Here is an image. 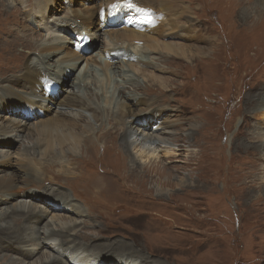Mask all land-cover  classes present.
<instances>
[{"label": "rangeland", "instance_id": "rangeland-1", "mask_svg": "<svg viewBox=\"0 0 264 264\" xmlns=\"http://www.w3.org/2000/svg\"><path fill=\"white\" fill-rule=\"evenodd\" d=\"M178 1L180 5L189 4L194 14L188 18L191 24L182 23L185 22L183 18L177 23L194 30L201 26L203 33L200 35L211 41L210 51L205 58L190 63L172 57L160 63L156 61L159 54L149 55L153 64L167 70L155 72L162 81L171 82L167 89L132 75L139 84L138 92L154 93L150 96L155 97L154 107L168 106L164 119L172 126L157 133L168 141V148L157 143L153 150L146 151L157 159L151 156L140 158L138 147L121 146V138L117 135L115 140L103 136L96 140L91 136L83 142L80 157L62 160L53 157L56 162L46 156L40 158L39 149L35 147L36 134L29 130L51 114L34 120L33 112L14 109L16 102L1 100L0 124L18 120L26 122L27 129L0 139V143L3 142L0 153L8 154L10 158V165L0 163V178L11 175L13 184L18 185L14 191L0 193V201L6 200V203H0V209L19 202L34 203L44 209L48 206L45 200L58 198L63 204L66 195L88 217H71L77 222L87 221L77 228L76 235L69 237L80 244L93 238L98 245L114 241L128 244L134 250V258L137 250L156 264H264V134L260 133V127L264 126V112H253L256 105L261 101L264 103L263 94L260 99L255 95L259 94L255 87L264 85V24L258 27L255 23L253 26L259 28L258 40L246 38L240 34L241 23L239 25L234 11L235 2H239L235 7L239 10L247 5L244 1ZM38 2L4 0L0 4V77L24 65L25 54L18 53L15 45H11L15 39L23 36L19 47L31 45L34 49L37 42L60 33L54 31L52 34L48 27L53 19L64 16V9L69 7L67 3L52 0L41 9L39 5L35 8ZM99 4V0H74L68 9L77 5L95 8ZM39 11L46 13L42 16ZM102 35L99 32L88 37V45L94 42L92 56H104L108 49L107 40ZM67 38L74 39L71 34ZM37 57L36 51L29 59ZM78 71L70 75V80ZM93 76L101 80L96 70ZM106 87L104 83V90ZM59 88L62 87L54 83L50 85L52 90ZM98 88L99 84L95 83V89ZM69 90L66 87L62 93ZM46 104L53 112L60 111L49 102ZM37 114L41 116L42 112ZM135 128L139 132L145 127L138 124ZM128 141H134V137ZM169 149L171 155L163 156ZM69 162L72 165L67 173L65 165ZM28 176H32L28 185L31 182L42 185L38 193H43L44 200L35 202L21 194L8 195L20 192L25 184L21 180ZM48 192L53 196L47 195ZM73 195L84 204L75 201ZM57 213L50 212L45 216L39 212L25 216L15 221L17 225L12 220L2 223L1 227L8 232L0 233V264H45L53 257L58 258V254L63 255L65 251L60 240L54 243L61 248L51 251L47 248L49 242L34 239V247H38L36 252L32 256L21 255L24 250L32 249L27 246L31 235L41 238L43 232L51 229V226L48 229L45 226L51 218L58 217ZM62 237L66 238V234ZM76 247L82 249L84 246ZM74 252L83 251L72 249L70 254ZM84 253L95 254L92 251ZM106 258L123 260L117 253L108 254ZM57 264L68 263L59 258Z\"/></svg>", "mask_w": 264, "mask_h": 264}, {"label": "bare ground", "instance_id": "bare-ground-1", "mask_svg": "<svg viewBox=\"0 0 264 264\" xmlns=\"http://www.w3.org/2000/svg\"><path fill=\"white\" fill-rule=\"evenodd\" d=\"M3 1L0 0V4ZM49 1L52 0H39L35 8L38 5L41 9L43 6L46 8ZM73 1L64 0V4L67 3L70 7V5H73ZM239 1H244L247 4L236 10L235 7L239 5V2L233 1V3L235 2L234 11L237 15V21L239 25L241 23L240 34H244L246 38L250 37L258 40L259 36L256 34L259 30L258 27L264 24V0ZM43 2H46V4L43 5ZM99 3L95 8L80 7L78 5L72 9L66 7L64 16L53 19L48 27L52 34H54V31L60 33L52 37L50 35L41 43L37 42V45L33 47L34 49L31 48V45L23 48L19 47V43L24 39L23 36L15 39L11 45H15V50L18 53L25 54L24 65L9 72L5 77H0V102L5 99L16 102L14 109L33 112L34 120L51 114L48 119L43 120L39 125L29 130L30 133L36 134L35 147L39 149L38 156L40 158L46 156L50 160H53V157L62 160L70 157L73 159L74 156L80 157L83 152V142L88 140L89 137L94 136V139L97 140L103 136L109 140H115L114 137L117 135L121 138V146L124 145L125 148L127 146L138 147L140 158L151 156L157 159L153 153L146 154V151L153 150L157 143L164 144V146L168 144L167 140L160 138L157 134L170 126V122H166L164 119L168 106L158 107V105V108L154 107L152 104L155 97L150 98L154 93L147 95L138 92L139 84L137 85L138 82L132 75H138L144 82L150 80L151 84H157L161 89H167L171 82L162 81L158 77L160 75L157 74L164 73L167 70H163L164 68L161 70L155 65L156 63L153 64L149 55L159 54L156 61L160 63H163L165 58L169 59L170 57L190 63L196 61V59L205 58L206 53L211 49V41L207 39L208 37L204 38L205 36L200 35L203 33L201 26L194 30L185 26L181 27L177 23L178 19L183 18L185 22L182 23L191 24L192 21L189 19L194 14L189 4L180 5L178 0H99ZM129 4L132 5L131 8L128 6ZM255 23L258 27H253ZM193 30L199 34H196ZM62 31L66 33L63 34ZM99 32H102V36L106 38L108 49L104 52V56L99 54L92 56L91 51L94 42H90L85 47L82 46V34L93 37ZM70 34L74 38L73 40L67 38ZM260 43L262 42L260 41ZM36 51L37 59H29V56L35 54ZM81 62H83L82 65ZM77 69L79 71L73 80H70V75ZM95 70L101 80H96V77L93 76ZM98 73L102 74V77ZM53 83L62 88L56 91L50 89V85ZM95 83L99 84L98 89H95ZM104 83L107 84L105 90ZM66 87H69L70 90L63 94V89ZM255 90L259 92L255 95L260 99L261 95H264V85L255 87ZM47 102L60 111L54 110L53 112L50 107H46ZM262 102L253 108L254 113L264 112V103ZM48 108H50L49 112L47 111ZM38 112H42V115L38 116ZM138 124L145 128H140L141 131L138 132L135 128V125ZM147 126H149L148 130ZM263 127H260V133L262 134H264ZM25 129H27L26 122L18 120L10 121L6 125L0 124V135H3L0 136V139H4L5 135H16ZM132 137H134V141H128ZM0 144H3V142ZM164 148H168V146ZM169 155H171L170 149L165 150L163 156ZM9 159L8 154L0 153V160H3L0 163L4 162L6 165H10ZM24 160L27 161V159ZM70 164L69 162L68 165H65L67 173H69ZM40 170L42 171L41 168H39ZM32 176L21 180L25 184L20 192L8 195L12 197L21 194L22 197L32 198L35 202L44 200L43 198L46 197L43 196V193H38L42 189V185L38 183L35 185L33 182L28 185ZM17 187L18 185L13 184L11 175L0 178V193L10 192V189L14 191ZM29 193L31 196H26ZM47 195L53 196L49 192ZM64 197L63 204L58 198L45 200L48 206L44 209H39L34 203L26 205L25 202H19L9 208L7 206L1 207L0 233L2 231L4 233L8 232L1 227V224L7 220H12L13 224L17 225L15 221H19V218L25 216H33L39 212L46 216L50 212H58V217L51 218V221L47 222L48 225L45 226L46 229L51 226V229L43 232L41 238L31 235L27 240V246L32 247V249L24 250L25 252L21 255L32 256L36 252L38 247H34L32 242L34 239V241L49 242L50 245L47 248L51 251L58 250L61 246L63 247L62 250L65 251L62 253L63 255L58 254V258L53 257L47 260L45 264H57L59 258L61 260L65 259L68 264H88L89 262H93V264L157 263L137 250L135 251L137 257L134 258V250H131L128 244H120L114 241L108 245H98V241L94 238L81 244L76 240L72 241L69 237L76 235L77 228L87 221L77 222L71 217H88H85L86 215L81 213L80 209L71 202V197L66 195ZM72 197L75 201L84 204L74 195ZM0 203L4 204L6 200H1ZM87 213L89 212L87 211ZM88 220L90 221L91 218ZM62 234H66V238L62 237ZM15 235L17 234L15 233ZM58 240L62 242H60L61 246L54 243ZM77 245L84 247L77 249ZM72 249L74 251L82 250L83 252L70 254ZM88 251L95 254L85 255L84 252L88 253ZM113 253H117L123 260L114 259L110 261L106 258V255ZM125 256H128V258ZM101 258L103 259L101 260Z\"/></svg>", "mask_w": 264, "mask_h": 264}, {"label": "snow or ice", "instance_id": "snow-or-ice-1", "mask_svg": "<svg viewBox=\"0 0 264 264\" xmlns=\"http://www.w3.org/2000/svg\"><path fill=\"white\" fill-rule=\"evenodd\" d=\"M128 6H129L130 8L132 7V5H131V4H129Z\"/></svg>", "mask_w": 264, "mask_h": 264}]
</instances>
